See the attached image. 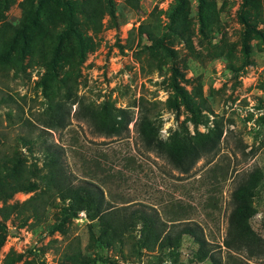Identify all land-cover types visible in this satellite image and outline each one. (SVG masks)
I'll return each mask as SVG.
<instances>
[{"label":"rangeland","instance_id":"1","mask_svg":"<svg viewBox=\"0 0 264 264\" xmlns=\"http://www.w3.org/2000/svg\"><path fill=\"white\" fill-rule=\"evenodd\" d=\"M30 1L38 2L6 0L0 26H17ZM207 1L203 25L198 0H187L178 11L175 0H112L113 9L95 34L77 13L76 23L95 44L67 75L68 66L62 64L44 78L46 67L38 55L27 54L18 71L0 65V164L18 160L24 180L35 183L32 191L0 199V208L13 206L7 218L0 216V264H8L11 251L19 255L12 264H64L65 254L74 250L91 259L89 264L174 263L169 249H138L139 227L123 244L101 247L92 241L90 230L97 234L98 222L84 215L69 217L64 203L47 191L41 178L47 148L59 153L66 176L74 183L94 182L111 205L152 206L168 226L177 223L174 219L196 223L210 256L194 259L198 245L185 234L175 264H264V256L224 245L232 191L255 168L263 177L252 197L256 212L251 224L264 238V0H250L243 10L242 0ZM45 4L52 13L62 9L56 0ZM241 13L258 30L246 59L239 51L245 29ZM142 23L170 50L151 48L148 35L131 31ZM66 79L73 84L70 98L64 96ZM52 101L68 111L57 128L43 123ZM81 103L124 109L126 127L118 134L95 132L80 116ZM143 114L158 126L162 140L174 131L188 137L217 128L216 148L183 173L145 145L137 130ZM0 177V190H10L18 174L4 170ZM99 257L108 262L100 263Z\"/></svg>","mask_w":264,"mask_h":264},{"label":"trees","instance_id":"2","mask_svg":"<svg viewBox=\"0 0 264 264\" xmlns=\"http://www.w3.org/2000/svg\"><path fill=\"white\" fill-rule=\"evenodd\" d=\"M6 0H0V14L7 5ZM46 0H38L37 4L30 1L23 7V19L17 26L2 24L0 26V65H6V69H22L23 59L27 54L32 58L41 56L43 65L46 67L44 78L55 71L62 64H67L66 75L78 67L85 54L93 49L94 42L91 35L86 34L76 23L75 15L80 13L82 25L92 33H97L102 27V18L105 14L111 13L113 9L112 0H56L62 6L56 13L48 11ZM250 0H242V10L249 5ZM207 0H198V21L205 23V9ZM187 5V0H175V11L183 9ZM212 5V4H211ZM49 19V22H47ZM173 19V16L170 20ZM240 21L245 24L243 35L240 38V52L248 57L250 40L256 28L248 24L247 18L241 13ZM170 29L174 33H179L172 25ZM139 36L148 35L151 39V48L159 45L166 51L170 49L163 44V38H157L145 28V24L133 27ZM31 62V58L30 61ZM70 80L63 82L65 97L72 96L73 84ZM183 103L188 104V97L184 92L180 94ZM82 114L92 125L95 132L103 134H118L127 125V113L124 109H115L110 105H103L99 108L81 103ZM47 115L44 124L49 128H57L63 125L68 111L61 104L49 103L44 111ZM137 130L145 145L161 152L168 161L183 173L188 172L194 163L204 154L216 148V140L219 136L217 128L209 129L202 133L195 131L191 136H182L174 131L166 140L159 138V128L155 122L143 114L137 123ZM47 159L42 163L44 173L41 175L45 182L47 191H50L63 203V212L71 218H77L80 212H84L86 219L98 223V233L90 230V238L101 247H110L123 244L126 236H131L132 231L139 227V237L135 243L138 249L164 250L169 249V255L173 257V264L179 254L178 248L182 236L187 234L193 237L198 245L195 258L202 261L210 256L206 248V240L201 228L196 223L178 224L172 223L168 226L167 221L161 219L156 208H149L142 205L140 207L113 206L105 200L102 189L94 182L81 180L74 183L66 176L59 153L54 149L47 148ZM0 164V173L8 170L12 175L18 174L17 182L10 190H0V199L4 196H11L16 191H32L35 183L24 180L22 171L18 170L20 164L16 159H8ZM263 177V171L255 168L248 173L231 194L232 209L228 216V237L224 240V245L236 250L246 249L250 256H264V238H261L254 230L251 219L256 212L253 205V194ZM1 180V177H0ZM30 198L24 204L29 203ZM13 209L12 205L0 208V216L7 218ZM178 225V226H175ZM175 229H174V228ZM0 238V246L3 243ZM8 264H12L19 259L15 251L7 255ZM6 259V258H5ZM64 264H89L92 260L84 255L81 250H74L65 254ZM101 262H108L107 258L99 257ZM123 260V258H122ZM126 260V259H124Z\"/></svg>","mask_w":264,"mask_h":264},{"label":"built area","instance_id":"3","mask_svg":"<svg viewBox=\"0 0 264 264\" xmlns=\"http://www.w3.org/2000/svg\"><path fill=\"white\" fill-rule=\"evenodd\" d=\"M82 215H84L85 216V213L82 211V212H80L79 214H78V216L79 217H81ZM78 218V217H77ZM76 218V219H77ZM26 233L28 234L29 232L28 231H26ZM31 235V234H30ZM126 264H139V262H126Z\"/></svg>","mask_w":264,"mask_h":264}]
</instances>
